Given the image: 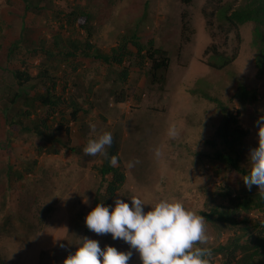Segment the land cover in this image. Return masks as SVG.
<instances>
[{"label": "rangeland", "instance_id": "obj_1", "mask_svg": "<svg viewBox=\"0 0 264 264\" xmlns=\"http://www.w3.org/2000/svg\"><path fill=\"white\" fill-rule=\"evenodd\" d=\"M231 1L239 4L242 0ZM52 2L51 8L32 9L22 15V5L0 0V14L8 8L21 12L11 21L14 34L34 27L49 46L55 42L62 46L68 40L87 43V31L80 27L84 18L76 16L74 24L67 20L71 9L84 10L92 16V36L88 42L95 47L109 52L122 37L135 31L146 49L163 50L170 65L168 70L159 72L162 81L151 84V61L145 58L144 66H140L136 54L125 59L123 66L128 67L129 76L121 80L118 72L122 67H112L95 57L58 55L50 62L43 52L28 59L23 50H17L9 68L36 76L40 64L49 62L51 74L56 77V92L64 99L74 98L84 110L78 120L69 121L75 152L60 145L58 153L49 151L54 149L51 142H45L34 132L16 133L9 148L4 145L6 139H2L4 132H0V264H62L75 251L77 242L85 236V217L94 206L96 193L103 194L111 180L110 176L104 179L99 171L106 155L88 156L83 152L88 140L98 134L112 133V145L119 155L115 165L126 174L110 205L114 206L117 197L130 202V195H137L146 203L161 198L177 199L198 215L209 211V201H214L213 193L219 185L228 182L232 188L237 184L241 188L234 171L209 157L212 148L206 140L215 137L223 113L201 92L206 90L218 96L234 112L241 109L240 123L250 131L244 138L247 162L250 149L258 146L255 122L264 115V78L257 77L254 23L240 26L239 41L235 30H228L218 20L216 1ZM237 46L238 57L229 66L219 69L209 64L215 48L231 55ZM130 49L137 50L132 45ZM11 77L9 80L14 81ZM240 82L258 90L253 103L242 105L231 99ZM122 90L129 94V99L118 102L114 92ZM41 109L37 116L47 120L51 131L65 136L55 128L63 117L69 118L71 109L65 105L54 113ZM92 124L96 126L95 132L90 128ZM170 126H175L177 136L169 135ZM110 147L105 146L106 153ZM135 160L139 163L128 167V162ZM11 167L22 177L11 173L9 180L6 174ZM27 167L31 170L28 173ZM149 209L150 205H145V211ZM250 216L257 215L251 212ZM204 222L209 239L206 244L195 246L216 249L242 232L238 227L213 224L205 218ZM87 237L98 240L102 248L113 245L118 250H129L126 242L113 240L110 233L91 231ZM248 241L246 235L240 239L244 244ZM233 252L211 250L209 264H237L236 260L244 264L243 250ZM128 264H141L139 253L133 250Z\"/></svg>", "mask_w": 264, "mask_h": 264}, {"label": "trees", "instance_id": "obj_2", "mask_svg": "<svg viewBox=\"0 0 264 264\" xmlns=\"http://www.w3.org/2000/svg\"><path fill=\"white\" fill-rule=\"evenodd\" d=\"M44 1L45 4H39ZM190 3L192 0H182ZM215 2V12L218 13V20L223 25L228 26V30H235L236 36L240 41V26L248 22L254 23L253 42L257 46L256 67L257 77L264 78V0H242L239 4L231 0H211ZM23 7L22 15L32 9H48L52 7V0H13ZM21 12L11 8L6 13L0 14V132H4L5 146L13 144V135L18 132H34L45 142H51L54 153H58L57 146H64L77 151L76 146L72 145V129L70 127V119L76 121L79 119L80 112L84 110L82 106L74 98L64 99L55 90L56 77L51 74L50 64L41 63L39 72L36 76L30 75L26 70H14L9 68L8 64L17 53V50H23L28 59H34L38 54H45L47 61H52L56 56L63 57H95L110 64L112 67L120 66L122 69L119 73L121 80H127L129 76L128 67L123 66L128 56L137 55L136 63L144 66L145 58L151 61L149 70V80L151 84H157L162 81L163 75L160 71H166L170 65L168 58L163 50L146 49V45L139 41V36L135 31L129 32L121 38V41L113 46L109 52H103L99 47H95L89 43L92 36L91 31V14L84 10L71 9L67 14V20L70 24H74L76 16L84 18L80 27L87 31L88 41L83 43L68 40L62 46L55 42L48 45L42 33L34 27H25L19 34H14L12 30V18L20 15ZM132 45L136 51L130 49ZM67 46V47H66ZM146 49V54H143ZM239 46H237L231 55H226L216 48L211 52L209 64L215 68H225L232 64L238 56ZM159 52L158 57L156 53ZM140 56V57H139ZM13 77L14 81L9 80ZM11 77V78H12ZM44 87L42 91L40 88ZM118 102H124L129 99V94L125 95L123 90L114 92ZM202 95L217 104L223 113L221 124L216 128L215 137L206 140V143L212 148L209 154L214 160L220 161L225 167L234 171L241 181V188L237 184L232 188L228 182L219 185L218 189L213 193L214 201L210 200L209 211H202L201 215L213 224L238 227L241 229L239 236L233 238L228 244L219 245L216 249L218 252L228 251L233 254L235 250L241 248L244 252L242 261L244 264H264V191H259L258 186L253 185L251 189L245 186L242 177L247 174L249 164L244 158V138L250 134L249 129L240 123L241 109L236 108V112L230 110L229 107L218 97L212 95L209 91L203 90ZM258 90L249 88L246 84L240 82L232 95L231 99L238 100L243 104H250L256 99ZM131 98V96H130ZM69 100V101H68ZM70 108L69 118L63 117L58 121L55 131L64 133L61 136L51 131L46 119L37 116V110L43 109L51 111L59 108ZM67 119V120H66ZM1 120H3V124ZM4 142V140H3ZM1 144V140H0ZM115 155L119 159L118 150L113 145L109 148L101 167L100 174L105 179L111 177L107 185V190L102 194L100 191L96 193L94 206L98 203L110 205L115 193L121 188L126 180V174L121 170L119 165L111 163V157ZM32 166V165H31ZM30 166V168H31ZM29 167L26 173L30 172ZM11 173L19 174L11 167L7 171L6 177L10 180ZM241 178V180H240ZM107 179V178H106ZM228 183V184H227ZM251 212L255 216H250ZM263 215V216H262ZM262 216L261 218H259ZM91 230L85 227V236ZM246 235L249 243H241L240 239ZM238 264V260L235 261Z\"/></svg>", "mask_w": 264, "mask_h": 264}, {"label": "clouds", "instance_id": "obj_3", "mask_svg": "<svg viewBox=\"0 0 264 264\" xmlns=\"http://www.w3.org/2000/svg\"><path fill=\"white\" fill-rule=\"evenodd\" d=\"M255 123L258 146L250 149L249 169L242 179L249 189L256 185L264 191V115ZM90 128L96 131L94 124ZM168 133L171 137L178 135L175 126H170ZM112 144V133L106 131L89 139L83 152L88 156L107 155L105 146ZM111 163H117L115 155ZM137 163L139 160L129 161L128 167ZM130 196V202L117 197L114 206L98 203L85 217L91 231L110 233L113 240L126 242L129 250H118L113 245L102 248L98 240L84 236L62 264H128L133 250L139 253L141 264H209L211 249L195 246L204 245L209 239L203 216L177 199L161 198L146 203L137 195ZM145 205H150V209L145 211Z\"/></svg>", "mask_w": 264, "mask_h": 264}]
</instances>
